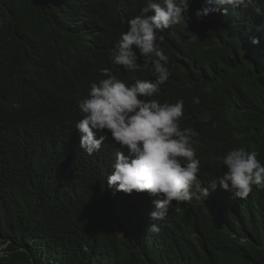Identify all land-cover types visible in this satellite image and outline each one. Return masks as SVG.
Returning a JSON list of instances; mask_svg holds the SVG:
<instances>
[{
	"label": "clouds",
	"instance_id": "1",
	"mask_svg": "<svg viewBox=\"0 0 264 264\" xmlns=\"http://www.w3.org/2000/svg\"><path fill=\"white\" fill-rule=\"evenodd\" d=\"M46 3V25L0 22V121L34 107L48 115L64 104L63 125H48L40 135L17 133L13 142L21 140L32 154L68 137L73 149L66 159L77 160L80 168L75 181L101 184L79 204L84 223L95 231L82 242L73 239L64 264H115L109 256L123 243L111 242L102 231L124 238L126 221L139 215L163 244L170 240L162 224L173 221L178 255L180 246L198 251L206 244L207 215L220 216L216 204L237 218L254 190L264 188V140L252 136L253 143L241 145L245 134L232 133L236 143L222 152L221 171L207 159L211 171L202 172L194 113L183 99L169 102L161 91L170 71L191 65L193 52L173 34H188L192 19L202 22L210 15L220 28L223 19L227 48L252 47L264 40V0H200L196 6L189 0ZM152 67L149 77L145 71ZM11 134L0 129V146ZM9 148H0L4 157ZM46 164L35 162L33 171L51 174L54 164ZM138 225L129 226L132 242L139 239ZM5 247L0 243V255ZM42 260L52 262V254L43 250Z\"/></svg>",
	"mask_w": 264,
	"mask_h": 264
},
{
	"label": "trees",
	"instance_id": "2",
	"mask_svg": "<svg viewBox=\"0 0 264 264\" xmlns=\"http://www.w3.org/2000/svg\"><path fill=\"white\" fill-rule=\"evenodd\" d=\"M189 2L196 6L200 0ZM49 17L46 0H0L3 27L24 19L46 25ZM204 18L202 22L189 18L190 32L173 34L193 52L191 65L185 70L170 71L161 91L169 102L183 99L194 113L195 126L201 129L196 147L203 162L202 172L207 174L211 171L206 166L207 159L213 161L216 173L221 171L222 152L236 143L232 133L245 134L239 139L241 145L253 143L252 136L264 140V40L252 47L239 43L227 48L223 19L220 28V22L210 15ZM192 33L198 38L192 39ZM153 71L154 67L145 73L152 77ZM197 98L198 104L194 102ZM64 109L60 103L54 112L41 116V107H34L0 121V129L12 133L11 139L0 146H11L5 157L0 151V243L6 244L0 264H64L71 255L73 239L82 242L86 233L95 231L84 223L86 214L79 204L89 192L102 187L99 182L75 181L80 174L79 163L66 159L73 149L72 140L63 136L53 147L40 148L32 154L21 140L13 142L17 133L34 130L40 135L48 125H63ZM37 161L53 162L51 174L33 171ZM244 203L247 207L237 218L231 210L216 204L220 216L207 215L206 244L198 251L180 246L179 255L170 218L162 224V234L170 242L163 244L147 229L145 216L130 217L124 238L112 230L102 231L108 232L106 237L111 242L123 243L116 245L109 259L115 264H264V188L255 189ZM248 206L253 207L249 214ZM138 222L139 241L132 242L129 226ZM42 241L46 245L41 246ZM43 250L52 254V262L42 260Z\"/></svg>",
	"mask_w": 264,
	"mask_h": 264
},
{
	"label": "rangeland",
	"instance_id": "3",
	"mask_svg": "<svg viewBox=\"0 0 264 264\" xmlns=\"http://www.w3.org/2000/svg\"><path fill=\"white\" fill-rule=\"evenodd\" d=\"M211 213H213V214H215L214 212H211ZM4 247V246H3ZM52 260V259H51Z\"/></svg>",
	"mask_w": 264,
	"mask_h": 264
},
{
	"label": "bare ground",
	"instance_id": "4",
	"mask_svg": "<svg viewBox=\"0 0 264 264\" xmlns=\"http://www.w3.org/2000/svg\"><path fill=\"white\" fill-rule=\"evenodd\" d=\"M120 248V247H119Z\"/></svg>",
	"mask_w": 264,
	"mask_h": 264
}]
</instances>
